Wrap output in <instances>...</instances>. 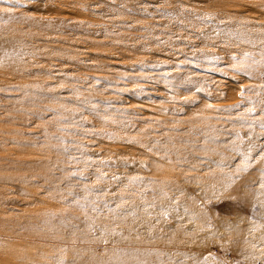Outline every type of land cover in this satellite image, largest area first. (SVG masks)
<instances>
[{
	"label": "rangeland",
	"instance_id": "1",
	"mask_svg": "<svg viewBox=\"0 0 264 264\" xmlns=\"http://www.w3.org/2000/svg\"><path fill=\"white\" fill-rule=\"evenodd\" d=\"M261 122L264 0H0V264H264Z\"/></svg>",
	"mask_w": 264,
	"mask_h": 264
},
{
	"label": "snow or ice",
	"instance_id": "2",
	"mask_svg": "<svg viewBox=\"0 0 264 264\" xmlns=\"http://www.w3.org/2000/svg\"><path fill=\"white\" fill-rule=\"evenodd\" d=\"M6 2H8V3H16V4H19V2H20V0H6ZM233 67H235V66H233ZM237 71H241L242 69H239V68H237L236 69ZM249 111H253V109H250ZM261 127H264V122H261Z\"/></svg>",
	"mask_w": 264,
	"mask_h": 264
}]
</instances>
